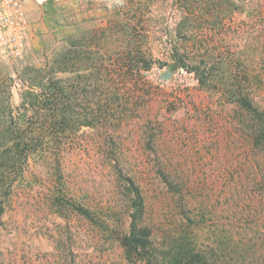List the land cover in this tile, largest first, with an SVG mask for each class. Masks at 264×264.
I'll return each mask as SVG.
<instances>
[{
    "label": "rangeland",
    "instance_id": "1",
    "mask_svg": "<svg viewBox=\"0 0 264 264\" xmlns=\"http://www.w3.org/2000/svg\"><path fill=\"white\" fill-rule=\"evenodd\" d=\"M28 12L0 57V264H264V0Z\"/></svg>",
    "mask_w": 264,
    "mask_h": 264
},
{
    "label": "built area",
    "instance_id": "2",
    "mask_svg": "<svg viewBox=\"0 0 264 264\" xmlns=\"http://www.w3.org/2000/svg\"><path fill=\"white\" fill-rule=\"evenodd\" d=\"M29 0H0V57L15 60L27 51L33 36Z\"/></svg>",
    "mask_w": 264,
    "mask_h": 264
},
{
    "label": "trees",
    "instance_id": "3",
    "mask_svg": "<svg viewBox=\"0 0 264 264\" xmlns=\"http://www.w3.org/2000/svg\"><path fill=\"white\" fill-rule=\"evenodd\" d=\"M189 70L194 72L201 82L205 81V70L199 65H191L188 66ZM51 100L46 101L45 103H50ZM4 211L3 202L0 201V222L1 216ZM149 231L147 228H140L137 225H133L132 230L129 234L124 236L122 242L123 246L126 248V253L131 260L133 258L134 253L138 254L139 250H146L149 245ZM182 260L177 259L174 264H181Z\"/></svg>",
    "mask_w": 264,
    "mask_h": 264
},
{
    "label": "water",
    "instance_id": "4",
    "mask_svg": "<svg viewBox=\"0 0 264 264\" xmlns=\"http://www.w3.org/2000/svg\"><path fill=\"white\" fill-rule=\"evenodd\" d=\"M172 74H173V71L169 70L166 74L163 75V78L168 79L172 76Z\"/></svg>",
    "mask_w": 264,
    "mask_h": 264
},
{
    "label": "crops",
    "instance_id": "5",
    "mask_svg": "<svg viewBox=\"0 0 264 264\" xmlns=\"http://www.w3.org/2000/svg\"><path fill=\"white\" fill-rule=\"evenodd\" d=\"M77 10H79V9H77ZM28 14H29V12H28ZM30 17V16H29ZM31 20V19H30Z\"/></svg>",
    "mask_w": 264,
    "mask_h": 264
}]
</instances>
